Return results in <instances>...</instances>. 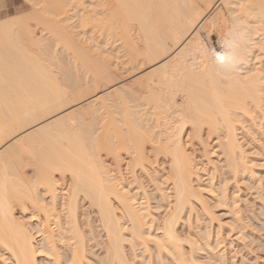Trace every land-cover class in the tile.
Listing matches in <instances>:
<instances>
[{"label": "bare ground", "instance_id": "bare-ground-1", "mask_svg": "<svg viewBox=\"0 0 264 264\" xmlns=\"http://www.w3.org/2000/svg\"><path fill=\"white\" fill-rule=\"evenodd\" d=\"M29 1L28 19L0 20V264H140L135 247L158 264L197 263L210 227L201 247L193 218L220 225L224 183L238 197L256 175L247 146L264 152V0H72L76 25L118 40L125 78L106 43L62 25L77 4ZM234 20L251 43L220 74L200 47L222 51ZM51 43L71 58L55 72L66 53Z\"/></svg>", "mask_w": 264, "mask_h": 264}, {"label": "rangeland", "instance_id": "rangeland-1", "mask_svg": "<svg viewBox=\"0 0 264 264\" xmlns=\"http://www.w3.org/2000/svg\"><path fill=\"white\" fill-rule=\"evenodd\" d=\"M72 1V0H71ZM70 1V2H71ZM68 2H69V0H68ZM73 2V5H75L76 6V4H77V6H76V9H71L72 8V6H71V4L69 5V7H71V8H68V6H67V8L68 9H70V10H72L71 11V13H72V15L70 14V10L68 11V17H73L72 19L70 18H68L66 21L67 22H65L64 21V23H62V25L64 26V27H66V28H68V27H77L79 30L78 31H75V30H73L76 34H77V38H78V40L80 41V40H83V38H84V41H86L87 39H85V37H89V44H90V41L92 40H95L96 42H99V43H104V45H106L105 46V48H104V46H103V44H102V46H103V49H107V50H105V51H108V50H111L112 52L113 51H120V50H122L120 53L119 52H116L115 51V53H117V55H118V53L119 54H124V51H123V49H121L119 46L117 47V45H119L120 43L118 42V40H114V38H113V36H110L109 34H107L106 35V33H104L102 30L100 31V29L98 30V29H95V30H98L97 32L93 29L92 30V28H90L91 30L90 31H88L89 29H88V27H83V28H85L84 30H82L81 31V28L82 27H80L79 25H76V24H79V20H78V14L76 15V14H74L76 11H77V13H81V11H82V7L83 6H80L81 4H79L78 2L77 3H75V1H72ZM32 3L29 1V0H0V20L2 19V18H7V17H10V16H15V15H22L24 18L26 17L27 19L30 17V14H31V12H32V5H31ZM85 5V4H84ZM74 6V7H75ZM80 6V7H79ZM79 7V8H78ZM77 9H79V10H77ZM74 12V13H73ZM70 15V16H69ZM77 17H76V16ZM75 17V18H74ZM69 20V21H68ZM76 21V22H75ZM30 22L31 23H33L34 24V21L31 19L30 20ZM76 23V24H75ZM75 24V25H74ZM74 25V26H73ZM87 26V25H86ZM89 26V25H88ZM35 27V31H36V33H38L39 34V32L41 33V31L40 30H38V28H37V26H34ZM90 27V26H89ZM73 28H71V29H69V30H72ZM82 28V29H83ZM80 31V32H79ZM103 32V33H102ZM44 33V34H43ZM95 33V34H94ZM202 34V36H203V38H204V40L207 42V44L208 45H210V46H214V48L215 49H218L219 48V44H217L218 42H217V37H216V35H213V36H211V38L210 37H208L205 33L203 34V33H201ZM40 35H43V37L45 36V32H42V34H40ZM81 36V37H80ZM83 36V37H82ZM205 36H207V37H205ZM110 37V38H109ZM47 38V35L45 36V40H47L46 39ZM109 38V39H108ZM91 39V40H90ZM208 39V40H207ZM44 40V41H45ZM48 40L49 41H47V42H51L50 41V38H48ZM43 41V42H44ZM91 41V43L92 44H95V43H93ZM104 41V42H103ZM42 42V43H43ZM47 42H44V44H47ZM53 43V42H52ZM51 43V44H52ZM86 43V42H85ZM106 43V44H105ZM44 44L42 45V46H44ZM47 45H49V44H47ZM55 45V47L54 48H56L57 50H58V53H56L57 51H54V53H56V54H61V53H63L62 54V56H64V54L66 53V52H61L62 50L60 49V48H58V45H56V44H54ZM53 44L50 46V47H52V46H54ZM100 46V45H99ZM108 46V47H107ZM212 46V47H213ZM49 47V48H50ZM53 48V47H52ZM51 48V49H52ZM53 48V49H54ZM119 48H120V50H119ZM51 49H49V50H51ZM53 49H52V51H53ZM56 49H54V50H56ZM59 49H60V51H59ZM102 48L100 49L101 51L103 50ZM118 49V50H117ZM100 50H99V53H100ZM61 52V53H60ZM109 53H110V51H108ZM103 53V52H102ZM106 53V52H105ZM105 53H103V54H105ZM108 54V53H107ZM123 54H122V56H123ZM58 55V56H59ZM68 54L66 53L65 54V56H64V58H62V57H59V58H61V59H54V60H52V61H58V62H52L51 64H55V63H60L59 61L61 60L62 62L61 63H63L64 61H65V63L67 62V60L69 61L70 59H69V55L67 56ZM110 55V54H109ZM117 55H114V52H113V55H112V57H110V58H112L111 60H112V65H115V66H112V68H114L115 67V70H116V76L118 75V77L119 76H122V77H127V76H125V74L123 73L124 72V70L120 67V65L122 66V61H121V59L122 60H124V58L126 57V56H124V57H121L120 55H119V57L117 56ZM57 56V57H58ZM61 56V55H60ZM68 57V59H67V57ZM111 56V55H110ZM117 56V57H116ZM62 59H64V61L62 60ZM67 59V60H66ZM72 61V60H71ZM120 61H121V63H120ZM49 63V62H48ZM60 63V64H61ZM50 63H49V65H51ZM58 64H55L54 66L52 65V66H50V68L51 69H53L54 70V72L55 71H57V68L56 67H58ZM118 66V67H117ZM118 68V69H117ZM114 70V71H115ZM122 70H123V72H122ZM118 71H119V73H118ZM122 72V73H121ZM118 73V74H117ZM56 74V73H55ZM124 74V75H123ZM122 77H120L123 81H125L126 79H124V78H122ZM120 79V80H121ZM98 91H100V89H98ZM257 141V140H256ZM247 145H249V144H247ZM247 151L249 152V150L251 151L250 152V154L248 153V156L250 155L252 158H256L257 159V162L255 161V162H253L254 164H256V165H254L253 163H252V165L253 166H251L255 171H256V175L255 174H253V177H254V179L253 178H250L249 179V177L247 178V177H245V176H243L245 179H247V182H249V184L247 183V182H245V183H247L248 185H246L244 182H242L241 184H240V182L241 181H243V180H241L239 183H238V190L239 191H237V193H235V195L237 196L238 195V197H240V199H242V200H240V199H238V197H235L234 196V193H233V190H234V192H235V189L237 190V188L234 186L235 184V182H234V180H231V179H229L228 181H230V182H228V181H226L227 183H224V184H226L225 186L227 187V188H225V186H224V188H225V193L227 194H225L227 197V199H226V202H224L223 204H225V205H221V206H219V207H217V208H215L216 210H219L218 211V214H219V217H220V219H221V224H222V226H221V224L219 225V223H217L218 221L217 220H212V222H208V221H205V222H203L204 220V218L203 217H201V218H199L200 220H197V221H199L198 223H199V225L197 226L195 223H196V221H194V219L195 218H193V222H194V225L192 224V229L190 228V232H194L193 233V236H195V235H197L198 237H200V239L198 238V240H199V245H201V247L203 246L202 244V242H205V241H203L205 238L203 237L204 236V234L205 233H203V232H205L204 231V228H205V230H206V226L207 227H210V228H207V230H209V232H210V235L208 234V236H209V239H210V241H211V247L210 248H206V245L203 247V249L201 248V249H197V250H195V251H193V256H194V258L196 257V259H195V261H198L197 263L195 262L194 264H218V262H217V260L216 259H218V257H220L219 258V264H264V223H263V221H264V219H263V221H261V216L263 215V217H264V210H262V208L263 207H261V203H263L264 204V200H263V198H264V152H262V151H257L256 149H255V152H254V148L252 149L250 146H247ZM249 149V150H248ZM253 151V152H252ZM256 154V155H255ZM261 154V155H260ZM249 156V157H250ZM263 158V159H262ZM261 162V163H260ZM258 164H261V165H258ZM249 171H251L250 169H249ZM217 173H219V171H216V172H213V176H214V178H213V182L215 183V180H216V175H218ZM247 173H248V170H247ZM250 173V172H249ZM261 174V175H260ZM207 175V174H206ZM206 175H203V179L205 178V180H206ZM258 175H260V178L261 179H259L258 177ZM206 176V177H205ZM256 176V177H255ZM242 177V178H243ZM249 180V181H248ZM256 180H258L257 181V184L255 183L256 182ZM262 181V182H260V181ZM212 182V183H213ZM234 182V183H233ZM261 184H260V183ZM250 183H252L251 185H250ZM254 183H255V185L256 186H254ZM263 183V184H262ZM245 184V185H244ZM232 185V186H231ZM253 185V186H252ZM258 185V186H257ZM216 186H218V187H220L221 186V184L219 183V185L217 184V183H215V187ZM234 186V187H233ZM246 186H248V189H246L247 187ZM251 186V187H250ZM261 186V187H260ZM218 187H216V189H215V191H216V197L215 198H222V192H221V190H222V188H220V192L218 191L219 190V188ZM239 187H240V189H242V190H240L239 189ZM235 188V189H234ZM261 189V190H260ZM227 190V191H226ZM229 191H231L230 193H229ZM219 192V193H218ZM261 193H262V195H261ZM220 194V195H219ZM218 195V196H217ZM229 196H231V197H229ZM232 196H234L233 197V199L232 200H234V199H237L238 200V202L236 203V207L233 205L234 203H233V201L231 202V198H232ZM262 196V197H261ZM229 198V199H228ZM262 199V200H261ZM229 200V201H228ZM222 201H224V200H222ZM231 202V203H230ZM228 203V204H227ZM244 203H246L245 205L247 206V207H249V208H247L246 209V207L245 208H243V206H245L244 205ZM227 204V205H226ZM224 206V207H223ZM241 207V208H243L245 211H243V212H241L243 209H241V208H238V207ZM229 207V208H228ZM232 207V208H231ZM234 207V208H233ZM241 209V211H239V213L237 214V216L239 217V219H238V221L236 220V223H235V221L233 220V218H234V216H235V212H234V210H236V209ZM162 208H159V210H161ZM237 209V210H238ZM264 209V208H263ZM233 210V211H232ZM263 211V213H261V212ZM245 212V213H244ZM241 213V214H240ZM259 213H261V215L259 214ZM234 214V215H233ZM241 217H240V216ZM243 217V218H242ZM236 218V217H235ZM243 220H242V219ZM240 220H242L241 222H239ZM202 222V223H201ZM230 222V223H229ZM234 222V225L235 226H233V228L231 227V229L230 228H228L229 227V225L231 226V223H233ZM243 222V226H244V228L243 227H241L242 226V223ZM206 225H205V224ZM200 224H202V225H200ZM210 224H211V226H210ZM241 224V225H240ZM196 225V226H195ZM209 225V226H208ZM214 225V226H213ZM217 227H216V226ZM228 225V226H227ZM236 225H238V226H236ZM262 227H261V226ZM182 228H181V227ZM179 226V228L181 229H179L180 231H182L181 233L182 234H186L187 233V229H189V228H187V226H186V224H184L183 223V226L182 225H180ZM199 226L201 227V228H199ZM204 226V227H203ZM220 226V228H222V229H220L219 230V227ZM196 227H198V228H196ZM196 230H195V229ZM217 228H218V231H217V233L215 232V230H217ZM235 228V229H234ZM241 228L244 230H241ZM183 229V230H182ZM184 230H186V231H184ZM191 230H195V231H191ZM199 230L201 231V232H199ZM206 230V231H207ZM231 230V231H230ZM239 230V231H238ZM241 230V231H240ZM189 231H188V233L187 234H190L191 235V233H189ZM243 231V232H242ZM196 232H198V233H196ZM220 232V233H219ZM244 233V234H243ZM96 234V233H95ZM201 234V235H200ZM215 234V235H214ZM243 234V236L244 237H242L241 235ZM221 237H220V236ZM246 235V236H245ZM202 236V237H201ZM212 236V237H211ZM214 236V237H213ZM211 237V238H210ZM217 237V238H216ZM250 237V238H249ZM88 238H91L90 236H89V234H88ZM202 238V239H201ZM219 238V239H218ZM222 240H221V239ZM98 239H100V238H98ZM206 240V239H205ZM90 241V240H89ZM91 241H94L93 239H91ZM90 241V244L88 243V245L89 246H91L92 244H94L93 242H91ZM95 242V241H94ZM201 242V243H200ZM185 246V249H189V246H186V245H184ZM209 247V246H208ZM206 250H205V249ZM91 249V248H90ZM95 249L98 251H100V249H99V246H97V247H95ZM135 249L137 250H134L135 252H133V254L135 255H139L138 257H140L141 258V256L144 254V256H142V259H145V260H142V259H138V257L136 256L135 257V259L137 260V261H139V263L140 264H147V262L149 263L150 262V264H154L155 262H157V261H155L156 259H154L155 257V254H154V251H148L147 250V252H148V254H150V256L151 257H149L148 255H147V253L146 252H144V253H142L143 251L141 250V252H140V248L138 247V249L135 247ZM152 250H153V248H152ZM212 250V251H211ZM189 251V250H188ZM197 251H198V253H197ZM201 251H202V253H201ZM150 252V253H149ZM209 252V253H208ZM213 252V253H212ZM215 252V253H214ZM152 253V254H151ZM211 254V255H210ZM214 256H213V255ZM217 254V255H216ZM147 255V256H146ZM220 255V256H219ZM212 259H211V258ZM214 257H216V258H214ZM221 257H223L225 260H224V262L222 261V258ZM152 259V261H151V259ZM170 258V257H169ZM169 258H165V262H167V264H168V261L172 264V263H174V262H172ZM166 259L168 260V261H166ZM221 259V260H220ZM216 261V262H215ZM155 264H158V263H155Z\"/></svg>", "mask_w": 264, "mask_h": 264}, {"label": "clouds", "instance_id": "clouds-1", "mask_svg": "<svg viewBox=\"0 0 264 264\" xmlns=\"http://www.w3.org/2000/svg\"><path fill=\"white\" fill-rule=\"evenodd\" d=\"M223 50L219 54L224 56L223 61L216 59L213 51L201 46L200 54L217 69L220 74H227L233 71L241 62L243 53L248 44L251 43L250 37L242 27V22L234 20L231 28L228 30L222 41Z\"/></svg>", "mask_w": 264, "mask_h": 264}, {"label": "snow or ice", "instance_id": "snow-or-ice-1", "mask_svg": "<svg viewBox=\"0 0 264 264\" xmlns=\"http://www.w3.org/2000/svg\"><path fill=\"white\" fill-rule=\"evenodd\" d=\"M213 55H215L216 59L219 61H223V59H224V56L219 54L218 51H213Z\"/></svg>", "mask_w": 264, "mask_h": 264}]
</instances>
